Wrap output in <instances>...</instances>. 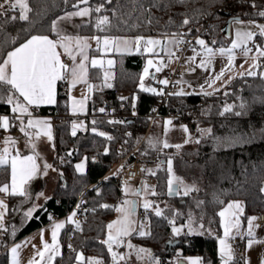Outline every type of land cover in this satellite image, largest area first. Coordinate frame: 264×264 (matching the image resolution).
Instances as JSON below:
<instances>
[{"label":"trees","instance_id":"trees-1","mask_svg":"<svg viewBox=\"0 0 264 264\" xmlns=\"http://www.w3.org/2000/svg\"><path fill=\"white\" fill-rule=\"evenodd\" d=\"M253 2L255 7H252ZM74 3L76 0H68V3H64V0H28L32 9L29 13L31 23L9 19L10 16L18 17L19 9L11 10L8 16L0 17V24H3V31L0 32V58L6 57L8 51L32 35L53 34L52 21L60 14L73 10ZM100 3H104V10L91 15V20L82 26V33L195 35L208 22L207 31L200 34V39L205 40L208 46L222 47L229 42L222 34V26L230 17L264 20V17L257 15L259 11H264V0H185L183 4H177L175 0H112L111 4L105 0H90L92 7ZM154 4L157 6L154 7ZM113 9H117V15L124 14L123 19L127 23L113 16ZM102 15L109 16L113 24V27L104 32L95 27L96 17ZM149 15L151 24L148 23ZM185 16L190 18V23L180 27ZM5 20L7 23H4ZM5 36L16 37L15 44H4ZM257 38L259 41L263 39L261 36ZM213 41L216 43L213 44ZM143 65L144 59L140 54L123 55L119 58L110 83L112 86L95 89L89 100L86 131L72 134L71 118L68 116V94L61 87L56 104L38 108L39 113L52 111L55 114L56 161H60L61 179L55 193L35 210L31 218H25L19 212L20 198L10 197L7 214L9 225L4 235L12 242L47 225L53 219L67 215L81 201L84 217L80 229L70 224L63 229V253L56 258L55 264H73L78 250H83L87 259L98 258L103 264H111V255L102 241L107 238V225L111 223L122 200V192L114 182L116 172H109L117 163L118 155H125L136 146L141 154L160 159L159 165L152 167L147 174L153 175L151 173L155 172L153 176L157 179L156 194L151 196L164 201V205L161 216H156L155 212L150 215L151 235L136 234L133 241L151 249L162 264L167 258L176 259L186 254H201L205 264H219L218 237L222 228L218 213L221 208L232 199H241L245 204V216L264 210V76L258 73L256 76L237 77L226 90L224 88L211 95L189 93L172 96L170 102L163 107L162 113L195 109L197 117L182 121L189 125L195 137L180 149L174 146L164 148L160 144L150 147L147 132L151 131L154 122L149 127V118L146 115L157 97L153 92L140 87ZM103 74L102 70L91 68L90 75L94 83L101 80ZM225 92L228 94L225 95ZM124 93L130 94L132 104L138 108L140 116L116 120L96 115L101 104L112 103L118 106V96ZM237 97H242L245 105L243 109L236 111L241 112V115H236V112L219 115L226 104ZM11 108L12 105L0 102V115L12 113ZM211 114L219 116L211 118ZM205 121L212 127V135L196 134L200 128L199 123ZM100 130L106 133L102 132L104 135L101 136ZM233 135L243 139L233 145L219 144L213 139ZM169 158L172 159L173 178L182 180L186 185H194L198 191L187 196L183 192L176 196L169 195ZM81 159H86L87 162L84 173L76 170V163ZM8 179L9 170L5 168L0 172V183H5ZM198 201L203 203L197 206L195 203ZM190 205L199 212H206L212 219L215 233L179 236L173 234L174 224L187 217V214L182 216L181 211H187ZM177 238L181 239L180 244L174 246V250H168V241ZM241 262L242 257L238 254L231 264ZM0 264H9L8 253L0 255Z\"/></svg>","mask_w":264,"mask_h":264},{"label":"snow or ice","instance_id":"snow-or-ice-1","mask_svg":"<svg viewBox=\"0 0 264 264\" xmlns=\"http://www.w3.org/2000/svg\"><path fill=\"white\" fill-rule=\"evenodd\" d=\"M106 3L111 4L112 0H105ZM136 2V0H133ZM185 0H175L177 4H183ZM64 3H68V0H64ZM85 5L84 7H80V5ZM157 6L156 4L153 5ZM255 3H252V7H255ZM72 7L76 9L73 12H67L64 16L58 17L56 20H53L51 23V31L56 34L58 37L57 40H53L49 38L48 35H32L30 38L25 40L23 43H20L19 46L14 47L12 50L8 51L6 57L0 58V102L7 103L12 105L11 111L14 116V119H18L20 121V130L29 138L28 144L33 150V155L22 156L19 151L16 152L15 155H10L9 147H5L2 152H0V166L10 165L11 169V183L4 184L0 186V193H4L10 196H20L25 198H30L29 192V182L34 179L39 171V167L36 163V154L35 148L36 145L32 143L31 134L27 131L29 128H38L40 129L35 135L37 138L41 134L48 137L51 140V124L47 120H40L32 118V112L29 110L30 107H39L40 105H50L56 102V85L58 81H70L72 86H75L77 83H87L88 82V68L86 66V62L89 61L88 57V49L90 47L88 38H82L79 36H70L64 33L61 29L60 24L62 21H70L73 17H90L93 13H100L104 10V3H100L95 7L90 5V0H76V3L72 4ZM142 7V6H141ZM19 8V15L10 16V20L20 21H30L29 13L32 9L29 7L27 0H0V9L4 11H0V17L8 16V12L11 10H15ZM144 11H147L146 9ZM199 11V10H197ZM113 16H116L117 19L122 20L124 23H127L126 20L123 19L124 14L117 15V9H113ZM257 15L264 17V11H259ZM151 16L149 15L148 23L151 24ZM7 23V20L4 21ZM169 23H172L169 20ZM190 23V18L185 16V18L181 21L180 27H184ZM234 24H241L242 21L234 18ZM249 24L251 26H255L258 28V32H253L251 30H242L237 29L235 33V39L232 40L230 46L228 47H219L218 49H213L211 46H208L205 40L197 38L196 44L200 46L201 51H197L195 48L192 49L193 55L187 58V62L192 64L196 61V58L201 57L200 62L197 64V67L203 69L205 72H209V76L206 78L205 83L200 85L201 91L204 95H211L207 91H204L205 86L207 88H214V85L217 81H222L225 73L231 71L234 67V62L237 54L243 56L245 58V63L247 62L250 54L253 53V48H255V54L251 55V59L256 61L249 69L241 72L240 75L244 76H256L258 73L254 71V68H259L260 65L258 61L261 58H264V46L259 44H255L253 42V38L257 35L264 37V25H255L254 21H250ZM95 27L98 31H107L111 27H113L112 20L107 15L97 16L95 21ZM3 31V24H0V32ZM190 31V30H189ZM167 36V34H164ZM187 35V33H172L171 38H167L165 40L161 39H145L143 36H138L134 40L122 39V38H109L105 36L102 40V43L107 50L109 46H116L117 50H120V46H125L126 50L128 45L135 44L137 50L139 51L141 45H143L144 52L153 53L158 55L156 52L157 46H160L162 50L166 51L167 56L169 57V62H171V58L176 57V50L179 49V45L185 43L186 41L183 37ZM177 37H180L179 39ZM16 37H8L5 36L3 39V43H12L15 44ZM96 41L97 46L101 44V37L95 36L92 37ZM250 42H253L252 47L249 46ZM213 44L216 41L212 42ZM58 48L63 49V53L66 54L72 61L73 64L71 67L64 64L61 60V53L58 51ZM219 55L222 58H226L225 66L221 67L219 72H216L213 67V61L215 57ZM77 56L81 59L79 63H77ZM179 59V57H176ZM91 67L103 68V62L92 59L90 61ZM108 64L111 65L112 61L109 60ZM153 60H147V66L144 68V75L140 77L141 79V89L145 91L155 92V89H144L143 79L144 76L149 75V68L153 67ZM243 68V64L240 65ZM195 70V69H191ZM156 71H161V67H156ZM104 82L107 87H111L110 83L107 81L110 79V74L105 71L104 72ZM260 75L264 76V73ZM234 77H229V80L223 84L221 87H226L227 83H230ZM162 84H167V80L160 81ZM93 85L88 84L89 91H91ZM214 91H220L219 88H214ZM182 92L176 93V95H182ZM228 93L225 92V95ZM22 98V99H21ZM79 105L81 110L84 105V100H73V110H76V107ZM245 105L242 103L240 108L243 109ZM232 105H226L224 110L220 113V115H224L227 112L232 111ZM101 112L104 109H100ZM236 115H241V112H236ZM27 116V124H25L24 117ZM95 124V121H93ZM172 121H166V125H171ZM10 120L8 116L0 117V128L4 130H8L10 127ZM76 124H73L72 134H76ZM182 130L184 132H188L186 126H182ZM95 131V128L93 129ZM208 135H212L211 129L202 130ZM167 132V127H166ZM99 135L103 136L104 133H99ZM110 140L111 137H108ZM213 139L219 144H227L233 145L238 142H241L243 138L230 136L226 138L222 137H213ZM188 140H185L187 143ZM199 143V140L196 141ZM5 145H15V140L6 138L4 141ZM160 141L149 140L150 147H156L159 145ZM172 145H169L167 140L163 141V147L168 148ZM177 149L181 148L182 145L177 144L174 145ZM107 151V150H106ZM169 179H168V191L169 194L179 195L183 192L184 196L189 195L191 192L198 191V189L194 185H186L182 180L178 178H173L172 173V159L169 158L167 160ZM45 169L51 167L50 165L45 164ZM123 167V166H122ZM84 163H80L76 165V170L83 171ZM144 171V169H142ZM151 171V170H148ZM46 174V172H45ZM151 174H155L152 172ZM127 183V182H126ZM127 191V189H126ZM142 191H150L152 195H155L154 188L147 189L145 186L144 189H137L133 194L141 195ZM264 191V189H262ZM39 195H43L40 193ZM219 202V201H218ZM202 201L197 202V206H199ZM124 207L116 208V211L121 213V217L116 221L107 225L108 233L107 238L102 241L103 244L107 246L108 252L111 255L112 264H120L121 261H126L127 258L131 255V252L126 254H119L117 251H114V246L119 248L124 244V237H127L134 231L135 221L132 217L135 215L136 202L125 200L123 202ZM35 205L30 208L28 211L24 213L25 218H31L32 213L35 210ZM102 207L107 208L108 205H102ZM143 207L147 211L148 209L153 207V204L145 199ZM0 231L7 233L8 229L4 224V217L7 211V206L5 205L3 200H0ZM243 212V206L240 202L234 201L229 203L228 206L220 211L218 215L221 217V226L224 231V239H220V256L223 264H231L233 260V250L229 244L226 243L227 239H232L233 230H237V234H239L240 228V220L239 215ZM76 215L74 212L72 216L68 218V222H74L73 217ZM156 216L162 215V210L156 206L155 210ZM255 217H250L248 219V230L247 236L250 238L248 241V247L256 243L254 239L253 232V221ZM76 223V228L80 229V224ZM170 223H174V221H170ZM192 219L191 214H189V225H188V233L191 234L194 229L191 227ZM64 227V223H56L53 225L51 229V243L43 240V233H41L42 239V247L36 249L34 255L29 258L28 264H54V261L58 256H61V245L58 242V236L60 230ZM203 228V225H200ZM141 230L139 231L140 236L151 235L150 230L145 231V224L140 225ZM172 232L174 235H179L181 233V228L173 227ZM12 234H15V229L13 228ZM264 243V241H262ZM21 245H16L11 248L12 254V264H21L18 259L19 249ZM35 247V246H33ZM127 247L129 249H134L136 256L138 259H142V254H146L148 257H152V254L149 250L139 248L135 249V247L128 243ZM71 248V245H69ZM73 251H75L73 249ZM75 260L77 264H85L86 258L82 253H77ZM86 264H103V261L98 258H88ZM151 264V261H150ZM154 264H160L159 260H154ZM190 264H202L199 258L191 259ZM261 264H264V258L261 259Z\"/></svg>","mask_w":264,"mask_h":264},{"label":"crops","instance_id":"crops-1","mask_svg":"<svg viewBox=\"0 0 264 264\" xmlns=\"http://www.w3.org/2000/svg\"><path fill=\"white\" fill-rule=\"evenodd\" d=\"M84 6L85 5H82L80 7H84ZM75 10L76 9H73V10H69L67 12H73ZM67 12L60 14L54 20H56L58 17L64 16L65 13H67ZM90 20H91V16L90 17H73L70 21H62L60 24V27L64 31L65 34L73 36V37L79 36L82 38H88V42L90 45V47L88 49V53H87L88 57H89V61L86 62V66L88 68V82L87 83L81 82V83H77L75 86H72L70 81H65L68 84L66 92L68 94V116L71 118V121H70L71 130L73 131V124H76V126H77L76 132L87 130L88 123H87L86 116L88 115V112H89V100H90L93 92L95 91V89H100V88L106 86V84L104 82V75H103V78L101 80H99L97 83H94L91 80L90 74H91V68L92 67H91L90 61L92 59H96V60L103 62V68H100L98 66L95 69L102 70L103 73L105 71H107L110 74V79L107 81V83H111L114 69H115L117 62L121 56L134 54V53L140 54L142 56V58L144 59L142 74H143L144 68L147 66V60L152 59L154 66L149 68V75H148V80H147L149 84H150L151 78L153 77V74L155 72H157L156 67H161V71L166 67H175L181 59L177 53V50L174 48L173 50L176 51V57H179V59H177L176 57H173V58H171V62H169V57L167 56L166 51L162 50L160 46H157V49H156V52L158 53V55L153 54V53L144 52L143 45H141V47L138 51L135 44H131V45L127 46V49H130V50H126L125 46H123V45L120 46L119 51L117 50L116 46H114V45L109 46V48L106 50L103 43H102V40L105 36H107L109 38H122V39H129V40H134L138 36H143L145 39L152 38V39L165 40L167 38H171V35H167V36H165V35H98V34H84V33H82L81 32L82 26L84 24L88 23ZM239 20L242 21L241 24H234L232 21L231 32H230L229 36L224 34L222 31L223 36L229 40V42L227 43V46H222V47L230 46L232 40L235 39V33H236L237 29L251 30L253 32H258L259 31L258 28H256L255 26H251L249 24L250 21H254L255 25H264V20H253V19H246V18H240ZM37 35H39V34H37ZM41 35H48L49 38H51L53 40L58 39V37L56 36V34L54 32H53V34H41ZM95 36L101 37V44L99 46H97L96 41L94 39H92V37H95ZM258 36L259 35L255 36L253 38V42L255 44H259L261 46H264V37H263L262 41H259L257 38ZM177 38L179 39V37H177ZM253 42H250V44H249L250 47H252ZM17 46H19V45H17ZM212 48L218 49L219 47H212ZM192 49H193L192 47H189L187 49V51L185 52L184 56L182 57V59H184L186 62H187V58L193 55ZM195 49L197 51H201V50H199L201 48H195ZM58 51L61 53V60H62V57L64 55L63 49L58 48ZM252 54H255V48H253ZM252 54H250V57L248 58L246 63H245V58L243 56L237 54L235 62H234V67L231 69V71H228L225 73V76H224L222 81L216 82V84L214 85V88H219L220 90L224 89L225 87H221V84L227 82L229 80L230 76L234 77V79H236L237 77L241 76L240 75L241 72H244L245 70L249 69L254 63H257L256 61H253L251 59ZM80 59L81 58L79 56H77L76 62L79 63ZM200 59H201V57L198 56L194 63L189 64L187 62L190 66L189 70L186 71L185 73H183L182 75L177 76V78H176V81L178 84L177 85V93L179 92L180 85H182V90L184 92H186L185 94L203 93L201 91L200 85L205 83L206 78L209 76V72H205L203 69L197 67V64L200 62ZM109 60L112 61L111 65L108 64ZM258 63L260 65V67L254 68L253 70L256 71L257 73H263L264 58H261L258 61ZM72 64H73V61L71 60L70 63L66 64V65L71 67ZM225 64H226V58H222L219 55H217L213 61V67H214L216 72H219L221 67L225 66ZM241 64H243V68L240 67ZM191 69H195V70L193 71ZM234 79H232L231 82ZM61 81H64V80H61ZM61 81H58L57 85H56V102L54 104H56L57 100H58V91H59ZM230 83H227V85H229ZM88 84L93 85L91 91H89ZM144 88L147 89L146 87H144ZM214 88H207L205 86L204 91H207L209 93H214V92H216V91H214ZM74 99L75 100H84V105H83L82 110H81L79 105L75 106L76 107L75 111L73 110V107H74L73 106V100ZM54 104H50V105L45 104V105H40L39 107L51 106ZM39 107H30L29 108V110L32 112V118L49 121L51 124V136H52V138H51V140H49L48 137L43 135V134H41L39 136V138H37L35 134L37 132H39L40 129H38V128L27 129V131L31 134L32 143H34L36 145V148H35L36 163L39 167V171H38L37 176L29 182L28 188H29V192L31 194L30 198L15 196V197H19L21 200L20 201L21 204L19 205V210H20L19 212L22 215L26 211H28L30 208H32L34 205L36 206L35 210L38 209L39 207H41L55 193V191H56V189L60 183V179H61L60 161H56V140H55V134H54L55 117L51 116L48 113H39V111H38ZM34 110H37V111L34 112ZM15 115L16 114H13V113H3L0 115V117L8 116L9 120H10V125H11L8 130H4V129L0 128V152H2V150L7 146V147H9L10 155H15L17 151H19V153L22 156L33 155L34 152L28 144L29 138L27 136H25V134L23 132H21L20 121L18 119H14ZM160 118H162L161 120L163 121V123H165V121H168V120L172 121L171 125H167V136H168L167 142L169 143V145L174 146V145L180 144V145L184 146V145L189 144L191 142V140L193 139V135H195V134H193V132L191 131L188 124L183 123V122L179 123L178 121L174 120L171 116H164V117H160ZM27 119H28V117L25 116L24 117L25 124H27ZM182 126H186L188 129V132H184L182 130ZM170 131H172V133H173L172 137L174 139L169 137ZM9 137L11 139L15 140L16 143L14 146L11 144L5 145L4 141L6 138H9ZM185 140H188V142L185 143ZM172 146H170V147H172ZM82 160H86V159L79 160L76 163V165L79 162H81ZM45 164L50 165L51 167L45 169V167H44ZM86 165H87V162H85L83 171H79L80 173L85 172ZM5 168H7L9 170V179L5 183H0V186H3L4 184H10L11 183L10 165L0 166V172L3 171ZM45 172H46V174H45ZM113 172H115V171H113ZM133 183L136 186H138L139 189H143V188H145V186L147 187V189H153L154 188V191L156 189V183H152L146 179H142L141 181H137V182H133ZM40 193H43V195H39ZM146 194H149L151 196L150 191H146ZM10 197H11L10 195L0 193V200H3L5 205L7 206V211H6V214L4 217V224L7 228L9 225L8 221H7V214H8V210H9ZM81 203L82 202L79 201L75 205V207L67 215L53 219L47 225L29 233L28 235L24 236L23 238H21L17 241L12 242L7 235L0 236V255L4 252L8 253L9 264H12L11 248L15 247L16 245H21V247L19 249L18 259L20 260L21 264H28L29 258L34 255L36 249H39L42 247L41 233H43V240L47 241L48 243H51V229H52L53 225L56 223H62V222L64 223V227L59 232L58 242L61 245V253H63V242L61 239L63 229L69 224L76 226L75 222H78L79 224H81L83 217H84V214H83L84 209L82 208ZM117 208H118V206H117ZM244 208H245V204H244ZM35 210L33 211V213L35 212ZM0 211H3V209H0ZM262 211H264V210H261L260 212H262ZM74 212L76 213V215L73 217L74 222H68V218L70 216H72V214ZM260 212L259 213L258 212L253 213V214L249 215V218L250 217L256 218L253 221L254 237H252L251 239H254L257 242L254 243L251 246V248L248 247V241L250 238L247 235L244 237L232 235L239 240L245 241L244 249L242 251L239 249L241 252H243V255H241L242 262L240 264H261V259L264 258V243H262V241H264V222L262 225H258ZM137 219H138V216H137ZM220 219H221V217H220ZM145 221H139L138 220V222H145ZM221 228H222V226H221ZM143 230H145V231L150 230V216H149V219H148V221L145 225V228ZM136 234H139V233L135 232V233H131L129 235L128 239L130 240L131 244L135 247V249L143 248V249L149 250L152 254V257L150 258L146 254H142L143 258L138 259L136 256L135 250L129 249L127 247V244H128L127 242L129 241V240H127V242L123 246V248L119 249V248H116L114 246V251H117L119 254H126V253L131 252V255L127 258V260L121 261L120 264H150V261H151V264H154V260H159L160 264H162V261L160 260V258L158 256H156L151 249L134 243L133 236ZM227 242H228V239H227ZM228 243H230V242H228ZM230 244H232V243H230ZM233 245L236 246L237 248H239V246L237 244H233ZM33 246H35V247H33ZM77 253L83 254V256L86 258V260H85V264H86L87 257H86V254L83 252V250H78ZM155 256L158 259L154 258ZM181 256H179L178 264H180V262H183V264H186V261L181 259ZM55 261H54V264H55ZM73 264H77V261L75 260L73 262ZM111 264H112V262H111ZM219 264H220V262H219Z\"/></svg>","mask_w":264,"mask_h":264},{"label":"built area","instance_id":"built-area-1","mask_svg":"<svg viewBox=\"0 0 264 264\" xmlns=\"http://www.w3.org/2000/svg\"><path fill=\"white\" fill-rule=\"evenodd\" d=\"M208 20V17H205ZM207 23L203 25L197 34L195 35H185L183 39L186 41L185 43L179 45V49L177 50L178 55L180 56V61L175 67H166L160 72H155L153 77L150 80V85L152 89L156 91L153 92L157 101L152 104L149 113L146 115L149 118V127L151 124L158 118L162 116H171L174 120L182 122L184 120H192L197 117V112L195 109H188L185 111L171 110L167 114L162 113V109L165 105H167L171 97L176 95L177 93V81L176 78L179 75H182L186 71L189 70V64L182 59L185 52L189 47L192 48H200L199 45L196 44V39L200 38V34L202 32L207 31ZM180 38V37H179ZM71 59L64 54L62 57V62L64 64H69ZM167 80L168 83L162 84L160 81ZM67 82L61 81L60 87L63 89H67ZM152 92V91H151ZM118 106H115L112 103L101 104L97 109V116H103L108 118H113L116 120H124L126 118H134L140 116L138 108L133 105V99L129 93H124L118 96ZM100 109H104L103 112ZM37 110H34L36 112ZM51 116L55 117V114L51 111L48 113ZM88 119V115L86 116ZM130 157H133L129 160ZM129 160V161H128ZM160 159L156 156H143L138 152V146L134 147L131 151H129L125 155H118V161L115 163L113 168L109 173L115 171L116 174L114 176V182L118 189L123 192V187L126 182H137L142 179H146L152 183H157V179L153 175L147 174V170L149 167H157L159 165ZM123 166V167H122ZM144 169V171H142ZM108 173V174H109ZM105 178V177H104ZM155 211L153 208L148 209L147 211L143 208H137V216L139 221H145L147 216H150ZM264 222V211L259 214V222L258 225H262ZM5 232L0 231V236H4ZM228 242L232 244H237L239 249L242 251L245 247V241L239 240L236 237L232 239H228ZM163 264H177L173 259L167 258L163 261Z\"/></svg>","mask_w":264,"mask_h":264},{"label":"rangeland","instance_id":"rangeland-1","mask_svg":"<svg viewBox=\"0 0 264 264\" xmlns=\"http://www.w3.org/2000/svg\"><path fill=\"white\" fill-rule=\"evenodd\" d=\"M13 2H15V0H13ZM27 3H28V0H27ZM199 50H201V49H199ZM263 73H264V69H263ZM143 75H144V71H143L142 76ZM147 80H148V75L147 76H144V79H143V85H144V87H146L147 89H152L151 88V85L148 83ZM226 87H225V90H226ZM179 92H182L183 94L186 93V92H184L182 90V85H180V87H179ZM241 104H242V97H237L233 101L227 103L226 105H232L233 108H232V111L231 112H227L224 115H228V114H231V113L236 112L237 110L240 109V105ZM219 115L211 114L210 117L211 118L212 117L213 118H217V116H219ZM161 119L162 118H158V119H156L154 121L153 128L151 129V131L148 130L147 135H148V143H149V140L150 139L153 140L154 142L155 141H160L159 144L161 145V147H163V141L164 140H167V137L168 136H167V132H166V127H167L166 121H165V123H163V121ZM179 123H182V122H179ZM199 127L200 128H199V130L197 131L196 134H201V135H204V136H206L207 133L203 132L202 130H205V129H211L212 130V127H210V125L208 124L207 121L199 123ZM100 132H105V131L104 130H100ZM169 133H170V136L169 137L172 138V139H174L172 137L173 136L172 131H170ZM194 137H195V135H193V138ZM192 140H191V142H192ZM138 152H139V150H138ZM139 154L140 155H143V156H149V155L141 154L140 152H139ZM81 162H83L84 165H85L86 160H82ZM81 162H79L78 164H80ZM151 168L152 167H149L148 170H151ZM148 170H147V172H149ZM126 189H127V191H126ZM137 189H139L138 186H136L133 182H127V183H125L124 184V187H123V192H122V200L120 201V203L118 205V208L125 206L123 204V202L125 200L134 201V199L137 198V207H140V208L145 209L143 207V204H144L145 199H147L148 201H150L153 204V207L152 208L154 209V211L156 210V206H158L159 209L162 210L161 208L164 205V201L156 200L155 198H153L149 194H146V191H142L141 195H135V194H133L135 192V190H137ZM234 201H238V202H240L242 204V206H243V212L239 215V220H240L239 234H237V230L234 229L233 232H232V235H237V236H240V237H244V236L247 235L248 219H249V215L248 216H245L244 201L241 200V199H232L223 208H221L220 211L224 210L228 206L229 203H232ZM195 204L197 205V203H195ZM185 214H187V217H186L185 220H180V222L174 224V227L181 228V233L179 235H182V234H184V235L211 234V233H215L216 232V230L214 229V226L212 224V219L209 218L208 215H206V212H204V211L199 212L197 209L192 208L191 205H190V207L187 208V211H181V215L182 216H184ZM189 214H191V219H192V225H191V227L194 229V231L191 234L188 233ZM120 217H121V213L118 212V211H116V213H115V215H114L111 223L113 221H116ZM132 219L135 221V225H134V229L135 230L132 231L131 233H135V232H138L139 233V231L141 230L140 225L141 224H145L146 225V223H147V221L149 219V216H147V218H146L147 220L145 222H138V219H137V210H135V215L132 217ZM201 224L203 225V228L200 227ZM220 224H221V219H220ZM179 235H175V236H179ZM128 238H129V236L123 238L124 244L122 246H120L119 249L120 248H123V246L126 244L127 240H129ZM220 239H224L223 227H222L220 236L218 237V252H219V255H220V243H219ZM127 243H131L130 240ZM226 243L229 244L231 246L232 250H233V259L238 254L239 255H243V252H241L239 250V248H237L233 244L228 243L227 240H226ZM154 258L158 259L156 256ZM196 258H199L201 260L202 264H205L204 258H203V256L201 254H186V255H182L181 256V259H183L184 261H186V264H190V260L191 259H196ZM173 260L178 264L179 257L176 258V259H173ZM220 264H223V262L221 260V256H220Z\"/></svg>","mask_w":264,"mask_h":264},{"label":"water","instance_id":"water-1","mask_svg":"<svg viewBox=\"0 0 264 264\" xmlns=\"http://www.w3.org/2000/svg\"><path fill=\"white\" fill-rule=\"evenodd\" d=\"M15 10H18V8L15 9ZM234 18H236V19H240L241 17H239V16H233V17H230V18L226 21V23L223 25V27H222V31H223V33L226 34L227 36L230 35V32H231V24H232V21L234 20ZM169 195H170V194H169ZM171 195L176 196V194H171ZM134 201L136 202V209H137V198H135ZM136 209H135V210H136ZM180 242H181V239H179V238H177V239H175V240H169V241H168V244H169V248H168V250H170V251H171V250H174L173 247L176 246V245H178V244H180ZM168 256H169V255H168ZM180 264H183V262H180Z\"/></svg>","mask_w":264,"mask_h":264}]
</instances>
